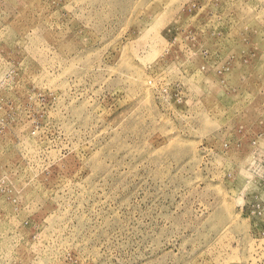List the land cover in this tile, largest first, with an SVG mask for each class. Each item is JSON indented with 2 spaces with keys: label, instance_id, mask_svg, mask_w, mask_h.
Masks as SVG:
<instances>
[{
  "label": "rangeland",
  "instance_id": "obj_1",
  "mask_svg": "<svg viewBox=\"0 0 264 264\" xmlns=\"http://www.w3.org/2000/svg\"><path fill=\"white\" fill-rule=\"evenodd\" d=\"M0 264H264V0H0Z\"/></svg>",
  "mask_w": 264,
  "mask_h": 264
}]
</instances>
